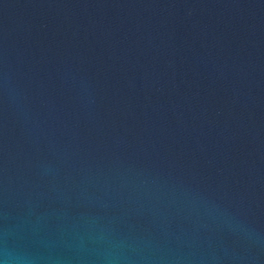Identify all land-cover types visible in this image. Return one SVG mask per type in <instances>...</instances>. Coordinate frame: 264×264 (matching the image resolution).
I'll list each match as a JSON object with an SVG mask.
<instances>
[{
    "label": "water",
    "instance_id": "obj_1",
    "mask_svg": "<svg viewBox=\"0 0 264 264\" xmlns=\"http://www.w3.org/2000/svg\"><path fill=\"white\" fill-rule=\"evenodd\" d=\"M0 264H264V0H0Z\"/></svg>",
    "mask_w": 264,
    "mask_h": 264
}]
</instances>
